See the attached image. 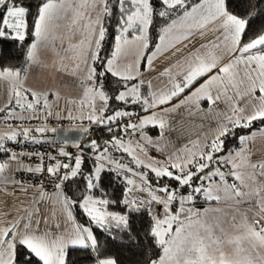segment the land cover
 <instances>
[{
    "label": "snow or ice",
    "instance_id": "1",
    "mask_svg": "<svg viewBox=\"0 0 264 264\" xmlns=\"http://www.w3.org/2000/svg\"><path fill=\"white\" fill-rule=\"evenodd\" d=\"M239 6L237 0H0V82L8 84L0 106V123L8 129L0 132V264H72L73 253L93 264H118L102 252L100 236L107 242L130 233V217L140 213L150 218L147 235L159 250L149 264H264V155L252 147L264 139V29L249 35L257 13L240 15ZM157 18L162 23L153 37ZM11 49L24 52L19 68L6 64ZM42 49L59 57L57 71L76 78L78 97L25 87ZM65 59L72 61L70 70ZM157 61H168L158 74L167 83L152 90L147 81L145 95L141 65L151 72ZM109 76L124 90L110 95ZM112 100L139 105L146 115L110 110ZM181 110L214 120L215 127L203 140L198 134L190 146L168 151L161 144L168 117ZM49 118L68 120L64 132L88 133L95 125L112 135L103 144L73 142L76 153L60 147L57 155L9 145L46 141V132L58 131ZM32 120L41 126H24ZM149 125L159 129V140L145 134ZM229 141L235 146L226 149ZM149 147L163 158L150 156ZM124 154L131 158L127 164ZM106 173L123 176L119 200L94 194L104 191ZM77 178L81 194L70 195ZM113 204L123 212L109 211ZM45 205L50 215L42 214Z\"/></svg>",
    "mask_w": 264,
    "mask_h": 264
},
{
    "label": "trees",
    "instance_id": "2",
    "mask_svg": "<svg viewBox=\"0 0 264 264\" xmlns=\"http://www.w3.org/2000/svg\"><path fill=\"white\" fill-rule=\"evenodd\" d=\"M40 0H33L34 4H38ZM237 3L240 5L238 11V14L243 15L245 12L248 11H255L257 13V16L253 18V22H251V29L252 31L249 33V35H254L255 33L259 32L261 29H264V3H261L260 0H237ZM33 13H35V7L32 9ZM115 19L111 21V23L108 25L109 27V36L108 40L105 46V55H108L110 52V45L112 43V34L114 32L115 28ZM157 24H159L157 22ZM156 25V24H155ZM154 25V26H155ZM153 30H155L153 28ZM10 54L9 57L6 60V64L9 67L13 68H19L23 65V55L24 52L20 49H11L9 50ZM109 84L106 85V87L110 88L109 94L115 95L117 90H124L122 85L117 84L115 82V78L108 77ZM133 82L137 83V81H130L129 84L131 85ZM142 91L146 95L148 92L147 84L142 86ZM119 107H125L126 110L132 111L134 113L144 114L141 111V108L139 105H128V106H122L120 105V102H117L115 100L110 101V110L112 108H119ZM3 115V113H1ZM14 126L18 123L17 121H10ZM34 124L33 121H25L24 126L29 127ZM100 128H92L87 133L88 136L92 135V139H96L98 143L103 144L104 140H107L112 135L111 133H108L106 130L102 129L101 131L97 132ZM238 132L240 130H237ZM35 133V132H33ZM50 133V132H46ZM93 133V134H92ZM37 136L40 134L35 133ZM22 139V138H20ZM127 139V138H126ZM9 145H15L9 142ZM235 146L234 141H229L226 144V149H230ZM85 152L87 153L88 150L85 148ZM119 154V153H117ZM90 155V153H88ZM92 161L90 159L86 160L85 165L83 166V170L85 173L90 171ZM101 187L104 191H101L100 189H97L94 191V194L99 198L103 196V198L106 199H116L119 200L121 198V191L125 188L124 182H119L116 179L115 173H106L102 174V181H101ZM83 189V181H81L79 178H77L76 182L72 183V187L69 190V194L79 196L81 194V190ZM202 203V202H201ZM109 209L113 212L121 213L123 212V206L119 204H113L109 207ZM75 214L77 216V219L79 222H83V218L80 216L79 212L75 209ZM149 222L150 218L143 214H133L132 217H130V224L132 226V230L130 233H123L121 232L119 234V238L115 241H111L110 239H107L106 242V236H100L99 231H97V235L100 236L101 243L104 245L102 248V252H104L107 255L113 256L117 259L118 264H149L150 258H155L158 249H156L153 244L151 237L147 235V232L149 230ZM72 264H93L92 259H90L86 255H77L75 253L71 256Z\"/></svg>",
    "mask_w": 264,
    "mask_h": 264
},
{
    "label": "rangeland",
    "instance_id": "3",
    "mask_svg": "<svg viewBox=\"0 0 264 264\" xmlns=\"http://www.w3.org/2000/svg\"><path fill=\"white\" fill-rule=\"evenodd\" d=\"M157 22L159 24H157ZM161 20L159 18L156 19L154 29L152 31L153 37L156 36L159 30V26L161 25ZM58 34H64L66 32V27L61 25V28L57 30ZM59 41H57V47H59ZM198 46V43H197ZM63 55V53H61ZM40 61L39 65H34L29 70L28 79L25 82V87H30L36 90H59L61 92V96H70V97H78L81 94V89L78 86V82L75 77L67 75L65 71H57L56 68L53 66L54 62L57 64L59 63V57L51 50V49H42L40 53ZM65 65L68 66V70L71 69L72 61L69 59H65L63 61ZM168 61H157L155 64V71H146L145 66L141 65V72L143 73V78L147 81H151L152 90H157L165 87L167 83V78L160 77L158 74L163 68L166 66ZM175 71V69H174ZM135 83V82H133ZM8 91V84L6 82H0V106H2L5 102L6 96ZM141 92L142 87H141ZM61 106H63V99L60 101ZM201 106L203 108H207L206 102H202ZM141 115H146L141 114ZM0 116L1 115L0 113ZM53 120L50 118L49 121ZM34 124L29 126L35 129L38 126H41V120H32ZM29 123V121H28ZM168 124L169 127L165 129V137L161 141L162 145H167L168 151L180 150L183 149L186 145L190 146V140L196 139L197 135L199 134V138L201 140L204 139L206 135H211V129L215 127V121L211 119L202 118L199 114L196 116L189 117L187 116L183 110L178 113H173L168 117ZM203 125V127H201ZM3 124L0 123V132L8 131V129H2ZM52 128V125H48ZM146 135L151 137L153 140H159V129L156 127H152L149 125L144 129ZM55 133H45L44 137L48 139H53L55 137ZM34 135V134H33ZM36 135V134H35ZM37 136V135H36ZM139 134L137 133L132 139H138ZM43 139V138H42ZM257 143L264 148V139H256ZM255 141V142H256ZM73 143V142H71ZM153 151H156L154 148L149 147L148 153L150 156H153ZM157 152V151H156ZM159 153V152H158ZM161 154V153H160ZM167 152L165 153V155ZM120 156V154H119ZM163 157V156H162ZM131 158L124 154V159L122 160L126 164L129 162ZM50 192V191H49ZM71 195V194H70ZM75 209H73V214H75ZM109 211H111L109 209ZM41 212L44 215H50V207L45 205L41 207ZM57 218L60 220L61 223H64V217L60 214L59 210H57ZM77 219V216H76ZM79 222V220L77 219Z\"/></svg>",
    "mask_w": 264,
    "mask_h": 264
},
{
    "label": "built area",
    "instance_id": "4",
    "mask_svg": "<svg viewBox=\"0 0 264 264\" xmlns=\"http://www.w3.org/2000/svg\"><path fill=\"white\" fill-rule=\"evenodd\" d=\"M48 125H52L53 127L57 128V129H59V128L68 129L70 127V122L68 120H66V119L51 120V121L48 122ZM100 129H103V128H100ZM90 139H91V137L88 136L87 141H90ZM78 143H80L81 146L84 147V143H81V142H78ZM11 147L14 148L17 151H20V150L29 151V152L39 151L41 153L51 154V155H57L58 149L60 147H64L70 153H76L77 152V148L76 147L71 146V145L63 146V145L60 144V142L58 140H56L53 143H49L47 141H44L41 144L23 143V144H20V145H12ZM152 153H153L154 157H156V158H161V159L163 158L162 155L160 153L156 152V151H153ZM0 155H2V154H0ZM60 159H63V158H60ZM25 160H26V162H28L27 158H25ZM32 162L33 163L36 162V158L35 157H33V161ZM45 162L48 163L47 160H45ZM35 179L36 178H33L34 182H35ZM117 179L120 182H122L124 180L123 176L117 177ZM47 190L48 191H53L54 190V185L48 184L47 185Z\"/></svg>",
    "mask_w": 264,
    "mask_h": 264
},
{
    "label": "water",
    "instance_id": "5",
    "mask_svg": "<svg viewBox=\"0 0 264 264\" xmlns=\"http://www.w3.org/2000/svg\"><path fill=\"white\" fill-rule=\"evenodd\" d=\"M62 130L63 128H59L56 134H54L58 141L63 142L67 140L68 142H81L84 143V146L89 143V141H87V133H81L79 131L64 132Z\"/></svg>",
    "mask_w": 264,
    "mask_h": 264
},
{
    "label": "crops",
    "instance_id": "6",
    "mask_svg": "<svg viewBox=\"0 0 264 264\" xmlns=\"http://www.w3.org/2000/svg\"><path fill=\"white\" fill-rule=\"evenodd\" d=\"M147 84V83H146ZM141 115V114H140ZM50 119V118H49ZM53 120H56V119H54L53 118ZM84 124L87 126L88 125V122L87 121H84ZM96 126L95 125H92L90 128H89V130H91L92 128H95ZM7 129L4 125L2 126V129ZM102 129H99V130H97V132H99V131H101ZM92 131V130H91ZM34 135H35V133H33ZM93 134V133H92ZM87 136H88V134H87ZM90 137L92 138V135H90ZM257 139H260V138H257ZM57 139H55V138H53V139H48V140H46L47 142H49V143H53V142H55ZM60 142V144L61 145H63V146H66V145H71V146H73V143H71V142H68L67 144H65V143H63V142H61V141H59ZM90 142V141H89ZM252 147H253V150L255 151V153H256V155L257 156H261V155H264V148L263 147H261L258 143H257V141L252 145ZM66 150V149H65ZM67 151V150H66ZM114 155L116 156V157H118L119 158V154H117V153H114ZM165 155V154H164ZM167 155V154H166ZM255 158V157H254ZM130 161V160H129ZM122 163H125V162H123L122 161ZM129 163V162H128ZM126 164V163H125ZM133 167H134V165H132ZM116 179H117V177H116ZM118 180V179H117ZM120 182V181H119ZM122 182H124V180L122 181ZM50 192H52V191H50Z\"/></svg>",
    "mask_w": 264,
    "mask_h": 264
}]
</instances>
